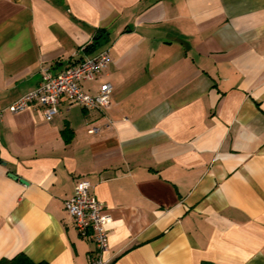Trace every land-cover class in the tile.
<instances>
[{
  "label": "crops",
  "instance_id": "obj_1",
  "mask_svg": "<svg viewBox=\"0 0 264 264\" xmlns=\"http://www.w3.org/2000/svg\"><path fill=\"white\" fill-rule=\"evenodd\" d=\"M103 51L105 111L8 110ZM81 179L107 264H264V0H0V261L89 264Z\"/></svg>",
  "mask_w": 264,
  "mask_h": 264
},
{
  "label": "built area",
  "instance_id": "obj_2",
  "mask_svg": "<svg viewBox=\"0 0 264 264\" xmlns=\"http://www.w3.org/2000/svg\"><path fill=\"white\" fill-rule=\"evenodd\" d=\"M110 54L103 51L93 58H86L76 65L53 75L47 69L37 87L9 105L12 113L24 111L36 105L45 121H51L59 112L62 99L69 104L81 106L87 111H105L111 102V87L100 85L97 94L89 95L82 89V82H91L110 62ZM92 129L90 132H96ZM91 184L85 179L78 180L73 196L64 201V210L79 238L92 242L95 252L89 264H107L104 255L108 251V225L111 215L104 212L103 204L91 192Z\"/></svg>",
  "mask_w": 264,
  "mask_h": 264
},
{
  "label": "trees",
  "instance_id": "obj_3",
  "mask_svg": "<svg viewBox=\"0 0 264 264\" xmlns=\"http://www.w3.org/2000/svg\"><path fill=\"white\" fill-rule=\"evenodd\" d=\"M98 39H96L97 42ZM0 264H36L31 262L25 255L18 254L10 260L0 261ZM37 264H47V263H37Z\"/></svg>",
  "mask_w": 264,
  "mask_h": 264
},
{
  "label": "water",
  "instance_id": "obj_4",
  "mask_svg": "<svg viewBox=\"0 0 264 264\" xmlns=\"http://www.w3.org/2000/svg\"><path fill=\"white\" fill-rule=\"evenodd\" d=\"M2 164H4V163H2ZM11 177H12V175H11ZM21 182H23V181H21Z\"/></svg>",
  "mask_w": 264,
  "mask_h": 264
}]
</instances>
